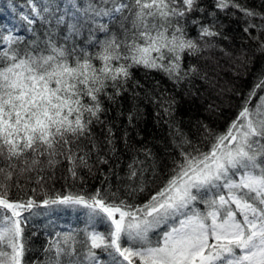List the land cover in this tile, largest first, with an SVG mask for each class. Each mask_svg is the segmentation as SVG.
<instances>
[{"label":"snow or ice","instance_id":"snow-or-ice-1","mask_svg":"<svg viewBox=\"0 0 264 264\" xmlns=\"http://www.w3.org/2000/svg\"><path fill=\"white\" fill-rule=\"evenodd\" d=\"M29 3L33 15L22 19L31 25L34 16L50 26L44 47L33 42L21 51L14 47L19 37L0 33V264H26L25 228L40 214L35 210L51 206L84 210L86 225L83 239L75 231L56 233L45 264H102L97 250L107 254V264H264V95L252 104L264 91V78L224 131L205 126L198 143L177 128L175 155L164 168L150 150H141L150 163L133 155L124 196L102 181L93 191L49 195L41 185V200L34 198L36 188L26 199L12 198L15 176L54 171L66 161L69 178L83 181L78 169L91 172L93 154L95 163L108 164L94 132L104 125L114 154L104 99L115 102L128 91L133 67L163 71L179 83L198 71L194 65L183 69L185 54H200L211 46L200 41L220 35L214 25L200 24L198 36H189L188 15L203 12L197 0H67L62 12L55 0ZM230 7L257 15L237 0H216L219 10ZM117 21L119 32L110 31ZM65 24L67 34L60 37ZM84 28L89 38L81 47L74 38ZM161 107L170 115V101ZM136 118L130 112L129 124ZM127 137L125 131V147ZM15 187H22L18 179Z\"/></svg>","mask_w":264,"mask_h":264},{"label":"trees","instance_id":"trees-1","mask_svg":"<svg viewBox=\"0 0 264 264\" xmlns=\"http://www.w3.org/2000/svg\"><path fill=\"white\" fill-rule=\"evenodd\" d=\"M35 2L48 3V0ZM197 2L203 12L193 11L188 15L186 25L189 36H198L200 24L214 25V30L220 33L219 36L200 41L201 46L205 42L211 45L200 54H185L183 69L187 70L189 66L194 65L198 71L190 73L177 83L163 71L142 66L133 67L132 77L127 85L128 91L116 97L115 102L104 99V106L108 111L103 119L111 123L115 132L114 154L108 151L105 143L104 125L94 128L96 140L101 145L100 154L108 159L109 163H95L93 154L90 161L93 165L92 171L78 169L83 181L78 179L73 182L69 178L66 161L59 164L54 171L45 169L43 172L15 176L13 199H26L33 195L31 189L36 188L37 194L34 198L41 200L44 198L41 185L49 195H54L56 192L65 193L69 189L75 191L78 188L93 191L101 186L102 181L104 187L110 185L113 191L119 189L120 195L124 196L125 186L131 183L126 175L133 155L138 156L140 160H146L141 150H150L152 160H155L160 168H164L175 155L173 138L177 128L198 143L205 135V126L215 132H222L227 128L235 119L254 84L258 79L264 78V20L261 19L264 17V0H237L241 6L256 13L254 17H247L231 7L221 11L216 8V0ZM55 4L60 6L62 12L67 7V0H55ZM24 15H33L29 0H0V33L7 35L10 32L19 37L20 43L14 47L21 51L32 46L33 42L43 48L45 33L50 26L34 16L35 23L29 25L22 19ZM193 20L200 23L193 24ZM104 22L107 23V18ZM249 24L257 27H249ZM246 27L247 32L244 30ZM109 29L119 32V22L109 24ZM57 31L60 37L66 35V24L61 25ZM95 35L98 39H103L105 34L97 32ZM88 38V29L84 28L81 35L74 39L83 47ZM67 45L71 47V41L67 42ZM262 94L264 91H258L257 97L252 100L253 105ZM164 100L171 102L170 115L165 114L161 107ZM130 112H135L138 117L131 124L128 122ZM125 131L128 133V147H125L124 143ZM38 176L43 177L40 184L36 183ZM151 178L152 172L149 169L145 179ZM16 179L22 187H15ZM140 199H143V195L138 197V200ZM35 211L40 214L29 220L24 233L26 247L29 249L25 254L26 264H45L48 257L45 248L49 240L55 238L56 233L75 231L79 232V239L84 238L83 232L80 231L86 225L84 210L51 206ZM65 225L67 227L64 228ZM99 227L103 228L102 225ZM97 253L102 264H107V254L100 250H97Z\"/></svg>","mask_w":264,"mask_h":264},{"label":"rangeland","instance_id":"rangeland-1","mask_svg":"<svg viewBox=\"0 0 264 264\" xmlns=\"http://www.w3.org/2000/svg\"><path fill=\"white\" fill-rule=\"evenodd\" d=\"M262 95H264V94H262ZM59 207H65V206H59ZM65 227H67V225H65L64 228H65ZM67 230L69 231V229H67Z\"/></svg>","mask_w":264,"mask_h":264}]
</instances>
